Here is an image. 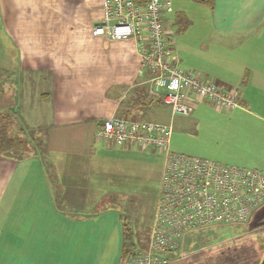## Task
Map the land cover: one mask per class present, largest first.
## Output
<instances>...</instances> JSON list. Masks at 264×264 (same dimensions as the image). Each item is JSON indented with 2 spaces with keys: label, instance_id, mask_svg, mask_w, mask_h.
<instances>
[{
  "label": "crops",
  "instance_id": "obj_1",
  "mask_svg": "<svg viewBox=\"0 0 264 264\" xmlns=\"http://www.w3.org/2000/svg\"><path fill=\"white\" fill-rule=\"evenodd\" d=\"M172 1L175 61L238 94L240 108L218 124L224 145L213 157L264 169V0ZM103 16L102 0H0V128L26 145L25 127L42 135L27 152L0 156V264H121L128 226L114 209L129 194L119 181L132 173L113 155L160 156L111 150L96 132L162 102L140 74L134 41L94 36ZM179 17L189 21L184 31Z\"/></svg>",
  "mask_w": 264,
  "mask_h": 264
},
{
  "label": "built area",
  "instance_id": "obj_2",
  "mask_svg": "<svg viewBox=\"0 0 264 264\" xmlns=\"http://www.w3.org/2000/svg\"><path fill=\"white\" fill-rule=\"evenodd\" d=\"M103 19L93 34L110 41H134L141 53V76L152 96L172 116H189L203 102L217 110L240 108L236 90L185 72L175 61L176 33L168 21L172 0H103ZM173 127L111 117L99 125L97 141L114 147L151 148L164 171L154 223L148 238L123 253L121 264H172L175 253L195 232L249 224L264 207V169L228 166L171 150Z\"/></svg>",
  "mask_w": 264,
  "mask_h": 264
},
{
  "label": "rangeland",
  "instance_id": "obj_3",
  "mask_svg": "<svg viewBox=\"0 0 264 264\" xmlns=\"http://www.w3.org/2000/svg\"><path fill=\"white\" fill-rule=\"evenodd\" d=\"M182 68L185 69L183 66ZM209 103L203 102L198 105L208 106L207 111L198 109L192 115L176 117L172 116L171 109L165 104L149 105L135 120L156 124L172 122L174 126L172 151L216 161L213 152L219 154L220 148L224 145V139L217 134L218 124L220 120H228L227 117L234 110L217 111L216 106ZM41 137L36 128L25 127L23 138L27 142V148L40 145ZM111 150L119 151L120 148L114 147ZM113 156L123 163L129 160L128 168L132 173L130 177H121L119 181L120 192L125 191L129 194L122 195L123 198L116 203L114 210L124 218L134 241L144 242L148 238L147 231L152 222L159 192L163 158L150 157L138 150L130 157L120 152ZM259 214L258 212L249 224L207 229L187 236L181 248L172 254L173 264H260L264 257V214Z\"/></svg>",
  "mask_w": 264,
  "mask_h": 264
},
{
  "label": "trees",
  "instance_id": "obj_4",
  "mask_svg": "<svg viewBox=\"0 0 264 264\" xmlns=\"http://www.w3.org/2000/svg\"><path fill=\"white\" fill-rule=\"evenodd\" d=\"M208 4L211 8L214 7L213 0H197ZM179 31H184L189 26V21L186 19L178 18ZM13 152L15 155H20L24 152H27V146L24 140L21 138H10L7 134L6 129L0 128V156ZM138 246V242L134 241L133 235L128 227L125 226V248L124 253ZM181 248V247H180ZM179 250V249H178ZM177 250V251H178ZM176 251V252H177ZM172 264L173 258L172 254L170 255ZM260 264H264V257L261 260Z\"/></svg>",
  "mask_w": 264,
  "mask_h": 264
}]
</instances>
